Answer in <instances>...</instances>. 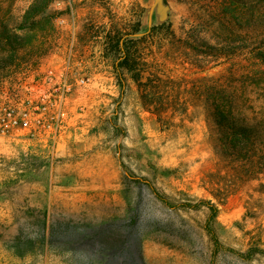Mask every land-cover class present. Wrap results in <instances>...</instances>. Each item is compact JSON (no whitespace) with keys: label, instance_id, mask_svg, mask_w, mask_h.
I'll list each match as a JSON object with an SVG mask.
<instances>
[{"label":"rangeland","instance_id":"1","mask_svg":"<svg viewBox=\"0 0 264 264\" xmlns=\"http://www.w3.org/2000/svg\"><path fill=\"white\" fill-rule=\"evenodd\" d=\"M32 1L0 0V100L32 117L0 135V264H126L99 236L77 234L130 228L132 264H264V253L239 255L264 250V174L231 187L206 106L214 81L241 116L264 119L252 50L264 0H165L164 28L154 20L149 30L153 0H52V30L34 39L15 29ZM1 22L13 45L27 44L9 64ZM125 38L163 105H146L133 73L117 69ZM201 200L218 208V248Z\"/></svg>","mask_w":264,"mask_h":264},{"label":"trees","instance_id":"2","mask_svg":"<svg viewBox=\"0 0 264 264\" xmlns=\"http://www.w3.org/2000/svg\"><path fill=\"white\" fill-rule=\"evenodd\" d=\"M51 2L52 0H33L25 10L21 22L15 29L20 32L31 33L32 39L36 38L38 32L43 34L49 33L52 30L53 20V15L48 10ZM259 23H261L260 26L262 28L252 50L264 74V19H261ZM158 28H164V24H161ZM1 29V37L6 41L10 40L11 44L8 56L2 58L1 61L9 64L14 61L18 51L27 44L18 42L17 45H13L10 30L3 22H1ZM19 36L20 34L13 33V37ZM119 40L120 38L115 36L111 42L112 51H115V53L121 51ZM123 44L125 54L117 64V69H121V71L127 70L133 73V78L137 82L141 96L145 98L146 105L150 106L157 102L163 105L164 102L155 95V89L159 86V82H152L150 80L142 81L141 73L144 69L135 66L134 55L130 50L134 41L125 38ZM209 91L210 94L206 98V106L209 110L211 122L215 128L216 136L213 147L216 155L228 167V172L232 178L231 187L237 183L254 179L259 180V177L264 174V119L248 120L244 116H241L230 92L225 88L219 87L214 81L211 83ZM259 191L264 193V183H260ZM214 195L217 198H225L223 196H217V194ZM200 203L205 204L209 210V215L205 222V229L213 245L218 248L221 243L214 228L218 208L209 200H201ZM130 229L129 234L124 237L107 238L108 236H105L103 239L102 233L99 231L83 230L78 232L77 239L81 243H86L96 238V236H99L106 245L105 251L108 256H111L115 252H120L118 253L121 254L119 262L132 264L134 256L131 246L135 234L132 232L133 229ZM256 253H264V250L251 247L239 255L250 259Z\"/></svg>","mask_w":264,"mask_h":264},{"label":"built area","instance_id":"3","mask_svg":"<svg viewBox=\"0 0 264 264\" xmlns=\"http://www.w3.org/2000/svg\"><path fill=\"white\" fill-rule=\"evenodd\" d=\"M78 82L85 83V79L79 78ZM31 125L32 117L28 109L18 107L11 100H0V135L10 136L30 128Z\"/></svg>","mask_w":264,"mask_h":264},{"label":"water","instance_id":"4","mask_svg":"<svg viewBox=\"0 0 264 264\" xmlns=\"http://www.w3.org/2000/svg\"><path fill=\"white\" fill-rule=\"evenodd\" d=\"M167 10L168 5L165 3V0H153L152 5L145 12V25L147 30H149L153 24V21H157L159 24H162L167 19ZM143 33H132L128 34L127 37H138Z\"/></svg>","mask_w":264,"mask_h":264}]
</instances>
